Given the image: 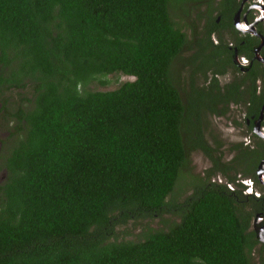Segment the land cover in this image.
I'll use <instances>...</instances> for the list:
<instances>
[{
    "label": "trees",
    "instance_id": "trees-1",
    "mask_svg": "<svg viewBox=\"0 0 264 264\" xmlns=\"http://www.w3.org/2000/svg\"><path fill=\"white\" fill-rule=\"evenodd\" d=\"M186 1L0 0V264H250L234 197L205 181L173 195L185 119L219 104L173 78L186 37L170 8ZM113 74L133 80L85 89ZM164 214L178 221L117 238Z\"/></svg>",
    "mask_w": 264,
    "mask_h": 264
},
{
    "label": "flooded vegetation",
    "instance_id": "flooded-vegetation-1",
    "mask_svg": "<svg viewBox=\"0 0 264 264\" xmlns=\"http://www.w3.org/2000/svg\"><path fill=\"white\" fill-rule=\"evenodd\" d=\"M187 1L197 3L199 0ZM205 1L208 7L203 12L202 27L194 31L193 52L187 58L181 57L187 37L180 28L186 37L179 55L183 59L181 66L189 69V90L183 93L196 95L198 91L203 94L215 91L219 104L212 105L211 111L202 107L198 119L193 116L185 119L182 138L188 153L187 162L195 151L210 162L209 168L189 181L191 192L188 195L197 182L205 181L234 197L240 213L249 214L248 231L253 232L257 241L250 264L254 252L261 264L260 259H264V0H230L227 9L223 7L224 0ZM214 1L217 3L215 15L210 9ZM212 36L217 42L211 40ZM202 61L205 63L201 64ZM252 70L258 71L256 77L247 79ZM225 76L227 79L220 82V77ZM212 79L217 82L218 91L210 85ZM198 80L202 81L200 86L196 85ZM205 113L229 119L226 130L231 139L224 145L226 151H221L220 143L212 145L204 138L202 118Z\"/></svg>",
    "mask_w": 264,
    "mask_h": 264
},
{
    "label": "rangeland",
    "instance_id": "rangeland-1",
    "mask_svg": "<svg viewBox=\"0 0 264 264\" xmlns=\"http://www.w3.org/2000/svg\"><path fill=\"white\" fill-rule=\"evenodd\" d=\"M199 0L197 3H194L196 1H187L183 3L181 6L179 4L173 5V7L170 8V14L173 19V21L176 23V25L183 29L186 33L187 37V45L186 49L181 53V57L187 58L190 53L193 52V46L192 42H194V31L195 30H201L202 27V21L203 17H205V10L207 9V1ZM211 11L215 15L217 11V3L214 1V5L211 6ZM264 25V24H263ZM193 32V33H192ZM211 40L214 42L216 41V38L214 36L211 37ZM188 47H191V49H188ZM180 56L174 61L173 67H172V73L177 81L180 89L182 90V95L185 96V93L189 90L188 87V73L189 69H185L181 66V62L183 59ZM210 77V75H209ZM196 78L200 79V76H196ZM227 79V76L219 79L220 82H224V80ZM106 80L108 81L106 84H101L98 81H93L85 86V89L87 90H111L114 88H117L120 83H123L125 81H131L133 80L132 76H126V75H108L106 77ZM202 84L201 80H198L196 82L197 86H200ZM6 96H9V94L5 93ZM14 100L11 101V105L17 106V104L20 103L19 99H17L18 96H16L15 93H13ZM1 107V103H0ZM203 127L205 134L204 138L208 139L212 145H217L216 143H220L221 145V151H226V148L224 145L229 143L230 136L227 135L228 131L226 130V127L229 126V119H224L220 117L219 115L212 116L209 113H205V115L202 118ZM223 130V131H222ZM9 131L6 130H0V157L5 154L6 148L3 145L4 139L6 137H9ZM212 140V141H211ZM223 149V150H222ZM228 152V150H227ZM224 154V153H223ZM227 157V156H226ZM210 162L208 159L201 154V152H192L189 157V163L187 166H185L182 171L180 172L179 179L176 183V186L174 188V197L177 200H182L183 198H186L188 194L191 192V189L189 186V181L192 180L197 175H201L207 168H209ZM0 177L2 178L1 181H3V176L0 173ZM0 181V182H1ZM178 221V218L171 214H164L161 217H155L151 220L141 221L139 224H134L132 222L127 223L126 225L119 226L117 228V238L119 239H131L136 240L137 236H140L141 232H143V225L148 224L153 229H163L166 230L169 225H171L173 222ZM252 264H259L257 260L256 253L254 252L252 255Z\"/></svg>",
    "mask_w": 264,
    "mask_h": 264
},
{
    "label": "clouds",
    "instance_id": "clouds-1",
    "mask_svg": "<svg viewBox=\"0 0 264 264\" xmlns=\"http://www.w3.org/2000/svg\"><path fill=\"white\" fill-rule=\"evenodd\" d=\"M133 77V76H132Z\"/></svg>",
    "mask_w": 264,
    "mask_h": 264
},
{
    "label": "water",
    "instance_id": "water-1",
    "mask_svg": "<svg viewBox=\"0 0 264 264\" xmlns=\"http://www.w3.org/2000/svg\"><path fill=\"white\" fill-rule=\"evenodd\" d=\"M258 49V48H257Z\"/></svg>",
    "mask_w": 264,
    "mask_h": 264
}]
</instances>
